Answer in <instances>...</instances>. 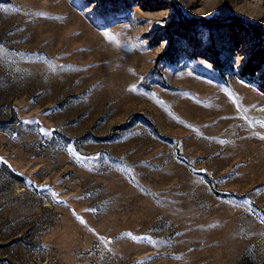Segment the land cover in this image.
Wrapping results in <instances>:
<instances>
[{"label": "rangeland", "instance_id": "rangeland-1", "mask_svg": "<svg viewBox=\"0 0 264 264\" xmlns=\"http://www.w3.org/2000/svg\"><path fill=\"white\" fill-rule=\"evenodd\" d=\"M230 18L264 32V0H0V264H264Z\"/></svg>", "mask_w": 264, "mask_h": 264}, {"label": "trees", "instance_id": "trees-1", "mask_svg": "<svg viewBox=\"0 0 264 264\" xmlns=\"http://www.w3.org/2000/svg\"><path fill=\"white\" fill-rule=\"evenodd\" d=\"M227 20L231 22L229 25L236 26L243 32H246L251 41L247 58L240 68V76L252 79L256 73L260 72L259 86L260 89L264 91V32H260L256 29L251 30L247 25L234 18ZM185 21H187L188 24H185ZM180 22L184 27H193L197 22H200L202 26L208 25L206 21H196L195 19H184V21Z\"/></svg>", "mask_w": 264, "mask_h": 264}]
</instances>
